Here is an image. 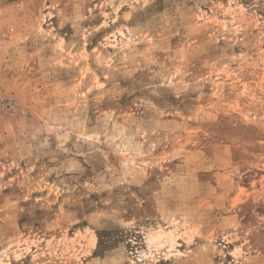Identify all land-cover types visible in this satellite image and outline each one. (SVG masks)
I'll return each instance as SVG.
<instances>
[{"label":"rangeland","instance_id":"1","mask_svg":"<svg viewBox=\"0 0 264 264\" xmlns=\"http://www.w3.org/2000/svg\"><path fill=\"white\" fill-rule=\"evenodd\" d=\"M0 264H264V0H0Z\"/></svg>","mask_w":264,"mask_h":264}]
</instances>
